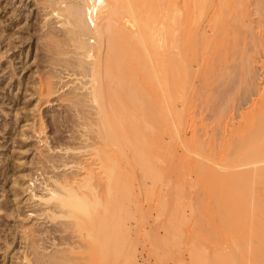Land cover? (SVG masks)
Wrapping results in <instances>:
<instances>
[{
	"label": "bare ground",
	"instance_id": "6f19581e",
	"mask_svg": "<svg viewBox=\"0 0 264 264\" xmlns=\"http://www.w3.org/2000/svg\"><path fill=\"white\" fill-rule=\"evenodd\" d=\"M35 6L61 23L64 35H47L54 46L74 47L73 64L88 80L76 89L84 90L81 98L72 92V105L85 109L76 116L86 122L77 123L82 146L71 150L79 160L61 161L64 154L55 161L42 152L34 160L35 170L45 159L55 172L68 173L50 172L37 184L19 172L12 200L6 192L0 202V211L19 219L12 232L20 264H30L25 219L43 215L62 216L57 232L72 235L51 243L57 252L46 264L72 263L71 255L92 243L101 255L106 231L117 228L121 166L133 176L142 170L150 199L220 201L214 207L227 218L213 228L232 235L231 264H241L239 253L247 254H241L245 264H264L258 202L264 201V0H35Z\"/></svg>",
	"mask_w": 264,
	"mask_h": 264
},
{
	"label": "rangeland",
	"instance_id": "374dc122",
	"mask_svg": "<svg viewBox=\"0 0 264 264\" xmlns=\"http://www.w3.org/2000/svg\"><path fill=\"white\" fill-rule=\"evenodd\" d=\"M10 1L0 0L1 6L6 7L3 13L0 11L1 16L5 15L0 19V202L4 201L6 192L9 194L7 198L12 200L11 191L16 189L14 179L19 176V172L25 175L30 174L34 180L37 178V184L45 181L51 173L60 174L59 171L68 173V171L63 172L62 169L55 172L49 167L50 163L46 164L45 159L41 161L40 168L35 170L38 165H35L34 160L39 152L44 153L43 156L47 155L46 158L52 159L53 157L55 161H59V158H62L60 155L64 154L63 158H67L68 155V159L62 158L61 161L69 160L71 157L75 162L79 160L80 155L76 154L77 151L71 150L82 146L83 143L78 140L81 132L77 123L86 122L78 120V116L82 114L81 107H77L78 110L80 109L79 113L72 105L74 104L72 99L75 100V94L73 96L72 92L78 95L83 94L84 90L76 91V89L87 84L88 80L85 77L81 78L80 69L78 70L73 64L77 58L74 47L71 44L61 45V47L60 45L54 46L55 44L47 36L49 34L64 35L60 21L50 16L46 18L43 7H36L35 0ZM14 17L15 20L10 19ZM79 97L82 96L79 95ZM84 110L82 111L85 112ZM67 120L69 123H66ZM63 121L64 123L61 124ZM34 128H42L41 135H37ZM59 136L62 139L60 142L56 139ZM63 149L70 151L66 154ZM46 170L49 173L46 174ZM120 170L119 183L122 182V185L120 184L121 187L116 185L117 191L120 190L118 191L119 207L117 212L115 211L118 214L112 218L114 219L112 223L117 222V228L109 227L106 233L109 232L111 235L108 236L106 233L104 235L105 246L109 248L106 250L105 247L101 256L96 252L95 244L92 243L85 250L75 252L78 256L71 255L74 260L66 264H231L233 251H230L234 250L231 242L232 235L229 232L218 233L213 228L214 223H219L221 218L224 220L227 218L225 214L223 215L224 210L218 214L221 210L214 207L220 201L201 198L200 200L184 199L178 202L165 197L161 200L155 198V201L154 198L150 199L148 196L151 186L147 184V178H144L140 168L135 170L137 173L134 172V176L127 166H121V169L119 167ZM135 179H138L139 183ZM20 180L22 181L21 178ZM27 180V177L23 179L25 182ZM26 185L27 183L23 185L24 188ZM146 185L148 188L150 186L148 190L145 188ZM140 191L143 193H139ZM146 191L148 192L144 193ZM39 192L43 193L40 189ZM26 198L24 194L21 198L23 203ZM258 202H263L262 205H264L263 200ZM46 216L43 215L45 219L39 218L40 221L35 220V217L25 219V223L28 224H25L27 226L25 227L28 228L27 232L30 235L27 242L25 241L22 245L25 246L27 252L29 251L27 255L30 258L28 259L30 264H46V256H49L51 252L52 254L57 252L55 248H52L54 246H51V243L72 237L67 233L57 232L63 229L62 223L65 220L62 216L54 221ZM0 219V224L3 225V227L0 225V264H20L18 258L15 257L20 245L12 232L14 227L18 226L19 219L8 217L2 210ZM197 224H201L202 229H198L200 226L196 227ZM115 239H119V242ZM248 243L254 245V237H251ZM85 253L88 254L84 256L86 260H83L84 257L80 259ZM239 254L238 260L241 264H245L241 260L245 261L247 258H242L241 254H244V257L247 254ZM35 255H40L38 256L40 259L38 260ZM33 256L37 260H34Z\"/></svg>",
	"mask_w": 264,
	"mask_h": 264
}]
</instances>
